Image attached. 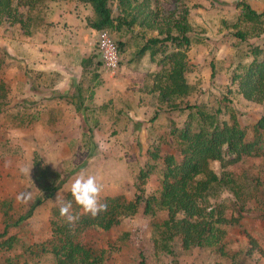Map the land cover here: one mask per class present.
Segmentation results:
<instances>
[{
    "label": "rangeland",
    "instance_id": "obj_1",
    "mask_svg": "<svg viewBox=\"0 0 264 264\" xmlns=\"http://www.w3.org/2000/svg\"><path fill=\"white\" fill-rule=\"evenodd\" d=\"M240 1L250 3L258 12L264 8V0H180L188 12L186 18L192 34L199 39L188 51L190 68L186 78L198 89L197 95L204 103H213L214 98L229 87L224 64L219 61L223 62L248 45H263L264 32L236 47L232 30L220 24L221 20L229 24L236 21L241 10L235 4ZM155 3L160 17L173 18L177 11L176 0H156ZM4 26L6 35L0 31V81L7 83V94L0 113V233L5 225L14 224L24 215L40 195L32 178L34 153L42 166L59 173L64 180L61 188L35 209L30 218L20 226L9 228V235L15 236L17 241L10 253L0 251V262L10 255V264H23L25 248L48 238L52 211L67 203L71 182L82 168H87L89 174L97 176L103 184L100 197L121 193L133 198V177L139 168L148 172L146 193H156L160 189L161 161L152 160L148 152L156 151L161 156L174 152L168 143L171 141L170 121L179 126L184 115L165 110L154 96L139 95L136 90L142 84L136 85L141 83L140 76L134 75L133 80H129L127 74L120 76L130 67L138 71L145 69L146 74L156 68L147 55L136 62L132 42L129 49L121 53L114 75L103 80L89 76L88 80L81 81V98L71 105L48 97L45 90L34 87L38 75L28 72L25 65L16 66L13 57L5 52L2 38H8L13 28ZM109 34L118 41L116 34ZM91 46L89 58L98 68L97 50L93 42ZM210 63L216 66L212 80ZM139 99L142 106H136ZM232 106L240 113L239 121L248 129L252 140L253 124L262 114V107L238 95L232 96ZM21 167L31 169L30 175L22 174ZM213 169L218 171V166L214 164ZM229 170L241 178V189L236 193L223 189L207 199L212 205L223 203L227 218H234L231 225L225 227L227 256L211 248L185 251L177 242L172 244V255L165 254L159 250L161 241L151 228L149 218L140 214L124 219L109 231L89 227L79 236V241L91 249L108 250L104 264H137L139 253L144 264H264V158L247 159ZM21 192L31 193L28 203L17 202L16 197ZM26 259L28 264H33L30 257ZM41 264L50 262L45 259Z\"/></svg>",
    "mask_w": 264,
    "mask_h": 264
},
{
    "label": "trees",
    "instance_id": "obj_2",
    "mask_svg": "<svg viewBox=\"0 0 264 264\" xmlns=\"http://www.w3.org/2000/svg\"><path fill=\"white\" fill-rule=\"evenodd\" d=\"M76 1L91 8L92 17L87 18L86 24L95 32H119L123 26L129 32L136 29L133 40L136 62L147 55L156 67L147 73L143 92L157 98L165 110L183 114L184 119L179 126L170 121L168 136L171 141L168 143L174 152L163 156L156 151L148 152L152 160L161 161L160 189L156 193H146L148 172L139 168L133 177V198H126L121 193L100 197L108 209L94 218L85 213L68 192L66 201L72 203V214L78 215L79 219L69 224L59 209H54L48 238L25 248L23 264H28L26 256L33 264H41L45 259L50 264H104L109 251L85 247L79 236L89 227L109 231L124 219L139 214L149 218L151 228L161 241L159 250L165 254L172 255V244L177 242L185 251L211 248L227 256L225 227L231 225L234 218H227L223 203L212 205L207 199L223 189L233 193L241 189L242 180L229 170L230 167L247 159L264 158V42L263 45H248L218 62L224 64L229 87L219 93L213 103H204L197 95L198 89L186 78L190 68L188 51L199 39L192 34L186 18L188 12L180 0H176V15L171 19L160 17L156 0H117L116 17L111 15L112 0ZM44 2L46 0H0V25L4 22L18 24L23 34L28 35L30 23L39 21L38 13L34 12ZM235 7L241 10L236 21L229 24L221 20L220 24L232 30L237 47L249 37H258L264 32V12L257 13L243 1ZM93 44L96 48L95 39ZM116 44L119 53H123L126 43L118 40ZM85 60L88 62L83 61V68L93 61ZM215 67L210 63V80L215 77ZM77 91V99H80V90ZM6 94V85L0 82V113ZM234 95L262 107V114L253 124L252 140L248 129L239 121L240 113L232 106ZM214 164L218 171L213 169ZM32 169V178L40 195L14 224L4 226L0 233L2 252L10 253L15 248L17 239L9 235V228L20 226L30 218L34 210L64 183L59 173L41 165L36 153ZM238 214L242 216L240 211ZM251 243L254 245L253 241ZM9 256L0 264H10ZM137 264H144L141 253Z\"/></svg>",
    "mask_w": 264,
    "mask_h": 264
},
{
    "label": "crops",
    "instance_id": "obj_3",
    "mask_svg": "<svg viewBox=\"0 0 264 264\" xmlns=\"http://www.w3.org/2000/svg\"><path fill=\"white\" fill-rule=\"evenodd\" d=\"M248 5L253 9L250 3ZM117 7L118 2L114 0L111 7L112 17L117 16ZM259 11L256 12H264V8ZM36 12L39 21L30 23L28 35L23 34V30L18 24L4 22L0 25V31H3L4 35H6L5 24L9 25L8 29L13 28V32L10 33L8 38H2L5 52L13 57L16 66L19 63L25 65L28 72L31 71L33 75H38V81L34 84L35 88L45 90V95L52 96L57 101L69 106L72 101L77 99V89L80 90V93L82 91L81 81L95 77L103 80L114 75L101 66L100 59L98 68L93 61L84 68L82 67L83 61L88 62L85 59H89L91 45L95 39V31L86 24L87 18L92 17L91 8L88 5L81 4L76 0H46V3H41L38 11L34 13ZM132 30V32H129L123 26L119 29V32H114L118 36L117 40L126 43L123 48L125 51L129 49L131 45L129 43H133L137 32L136 29ZM123 74L129 75V80H133L135 76H140L141 83L136 86L142 85L136 91L139 95L142 93L143 96V84L146 82L147 75L145 69L138 71L130 67L126 68L124 72L122 71L120 76L122 77ZM0 82L7 84L5 81ZM142 100L143 97H141ZM141 101L139 99V104L136 106H142Z\"/></svg>",
    "mask_w": 264,
    "mask_h": 264
},
{
    "label": "clouds",
    "instance_id": "obj_4",
    "mask_svg": "<svg viewBox=\"0 0 264 264\" xmlns=\"http://www.w3.org/2000/svg\"><path fill=\"white\" fill-rule=\"evenodd\" d=\"M31 169L21 167L20 172L30 175ZM103 191V184L98 181L97 176L89 174L87 168H82L71 182L70 193L75 203L79 205L85 213L97 217L108 209L106 203H102L100 195ZM60 197L57 195L58 200ZM18 203H28L31 199L30 192H21L16 197ZM72 203H63L59 209L60 215L66 217L69 224L75 223L79 217L72 214Z\"/></svg>",
    "mask_w": 264,
    "mask_h": 264
},
{
    "label": "built area",
    "instance_id": "obj_5",
    "mask_svg": "<svg viewBox=\"0 0 264 264\" xmlns=\"http://www.w3.org/2000/svg\"><path fill=\"white\" fill-rule=\"evenodd\" d=\"M95 45L102 67L110 73L117 71L121 56L116 41L109 32L106 30L95 32Z\"/></svg>",
    "mask_w": 264,
    "mask_h": 264
}]
</instances>
